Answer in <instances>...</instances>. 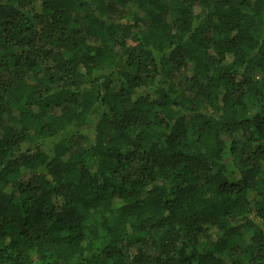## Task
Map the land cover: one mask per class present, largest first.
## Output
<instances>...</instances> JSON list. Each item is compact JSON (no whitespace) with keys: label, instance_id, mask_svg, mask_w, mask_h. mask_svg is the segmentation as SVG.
Here are the masks:
<instances>
[{"label":"trees","instance_id":"obj_1","mask_svg":"<svg viewBox=\"0 0 264 264\" xmlns=\"http://www.w3.org/2000/svg\"><path fill=\"white\" fill-rule=\"evenodd\" d=\"M0 264H264V0H0Z\"/></svg>","mask_w":264,"mask_h":264}]
</instances>
